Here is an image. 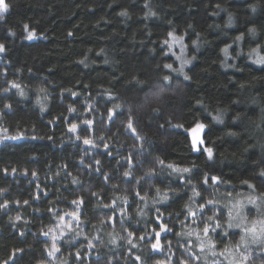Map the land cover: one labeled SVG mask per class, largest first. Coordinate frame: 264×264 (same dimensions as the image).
Wrapping results in <instances>:
<instances>
[{
    "label": "trees",
    "instance_id": "16d2710c",
    "mask_svg": "<svg viewBox=\"0 0 264 264\" xmlns=\"http://www.w3.org/2000/svg\"><path fill=\"white\" fill-rule=\"evenodd\" d=\"M6 2L10 9L0 21V43L6 45V52L0 53V137L23 132L24 138L0 142V190H4L0 204H8L0 208V264L17 249L24 252L16 256L15 264H158L167 258L179 264V259H188L187 241L195 242L194 237L179 234L198 227L191 218L185 221L186 206H193L192 185L205 199L218 201L221 224L227 219L224 205L264 195V64L256 63L258 56H264V0ZM125 10L128 14L120 15ZM149 12L155 15H146ZM25 25L35 30L37 39L25 38ZM253 28L254 34L249 31ZM169 32L183 37L190 61L183 72L173 71L181 61L163 43L171 39ZM168 64L173 69L166 68ZM165 76L170 77L167 85ZM12 83L20 84L25 95L14 88L5 92ZM109 94L118 99L110 101ZM115 103L121 105L120 114L109 123L106 116ZM69 107L76 111L69 113ZM128 109L143 137L142 149L136 147L141 141L125 131ZM88 119L94 121L91 137L81 123ZM199 122L206 126L203 140L213 149L211 160L205 153L190 151L188 130ZM71 123L80 125L78 133L68 131ZM77 134L82 139L77 140ZM99 136L105 137L97 141L99 147L82 142L84 137ZM105 142L109 149L103 147ZM96 160L100 172L95 171ZM160 160L193 168L192 183L185 185L189 174L162 168ZM152 169L156 175L146 176ZM125 171L133 175L125 177ZM206 174L225 183L202 185ZM157 188L168 193L167 200H161ZM136 192L147 197V206ZM80 198L84 203L77 221L65 214L77 210L72 201ZM153 198L160 202L153 205ZM114 199L123 216L117 210L113 222L109 220L113 209L105 205ZM203 202L197 197L195 204ZM156 209L171 229L161 234L163 251L151 248L152 230L159 231ZM246 213L256 216L250 206ZM210 215L212 211L206 210L205 217ZM59 216L65 217L63 225ZM67 224L75 232H69ZM58 226L64 227V236L57 241L60 251L50 257L51 234L41 233L51 229L60 237ZM227 231V238L221 229L211 234L217 250L239 240V229ZM89 242L95 247L89 249ZM193 251L199 254L198 248ZM254 255L253 264H264L259 251Z\"/></svg>",
    "mask_w": 264,
    "mask_h": 264
},
{
    "label": "snow or ice",
    "instance_id": "6c2138e0",
    "mask_svg": "<svg viewBox=\"0 0 264 264\" xmlns=\"http://www.w3.org/2000/svg\"><path fill=\"white\" fill-rule=\"evenodd\" d=\"M219 8V5H217ZM10 9V5L6 2V0H0V21L5 19V14L8 13ZM252 11L255 12V7L252 8ZM127 11H123L120 13V15H127ZM146 15H155V13H146ZM228 23H232V16L229 14V20ZM25 30L28 31V35L25 37L28 40L37 39V33L35 30H29V26H24ZM251 33L254 34L255 29H249ZM11 35H15V33H10ZM69 35H72V33H69ZM168 36L171 39H166L163 41L165 45L168 46L169 51H173L174 45L179 44L180 45V56H177V60H180V67L178 69H173V66L171 64L165 65L166 68L173 69V71L177 72H183L184 65L187 63H190L189 60L183 59V53L185 49V45L183 44V37H177L174 33L169 32ZM242 39V37H237V40ZM103 51V50H101ZM227 47L224 49L225 54L227 55ZM6 52V45L4 43H0V53ZM107 62V61H105ZM81 63H84V61H81ZM256 63L258 64H264V56H258L256 59ZM231 66V65H228ZM185 79H190L189 77L185 76ZM138 82V81H137ZM163 82L165 85L170 83V77L165 76L163 77ZM18 90V93L20 96H24L25 92L20 84L18 83H12L9 88L4 89L5 92H10L12 89ZM164 88L162 87L160 89V92H163ZM41 92H45V89H40ZM71 95L76 96V92H71V90H68ZM156 95H159L160 93H155ZM118 97H112L111 94H109V100L115 101ZM11 104H5L4 108L11 109ZM121 108V105L119 103H115L114 107L108 110V114L106 116V120L109 123H113L115 118H118L119 110ZM92 108L89 106V111H91ZM69 113H73L76 111L75 108L69 107L68 109ZM129 112V118L127 123L124 125L125 131L130 132L138 141H141L136 147H139L140 149L143 148V137L139 135L137 132V129L134 127L133 117L131 116V109L127 110ZM215 119L217 121H221L220 116H216ZM222 122V121H221ZM83 125L86 126L84 129L85 131L89 132V137L92 136L93 133V123L94 121L91 119L83 120L81 121ZM172 127H183V125H171ZM205 125L203 123H196L195 127L191 129V138H190V151L197 152V153H205L207 155V158L211 160L213 158V149L206 147L204 144V140L202 136L200 135L204 129ZM80 128V125L77 123H71L69 125L68 131L71 133H78V130ZM6 132L7 130L4 129ZM84 137L82 142L85 145H91L93 147H99L100 145L97 143V141H104V136H99L95 138H89ZM24 138V133H18L15 136H8L4 135L0 137V142H3L4 140L12 139V140H18ZM35 138V137H33ZM51 139V137H49ZM76 139L80 140L82 139L80 135H76ZM103 147L105 149H109L108 143H103ZM110 154V153H108ZM128 161V167H132V159L131 156L126 158ZM97 167L95 168L96 172H100V168L98 167L100 165V161L96 160L94 162ZM158 164L162 168H167L171 172L176 173L178 175L180 174H189L188 178L185 180V185H190L192 183L191 181V173L193 172V168H179L175 167L172 164H165L163 160L158 161ZM66 167V166H65ZM89 168H92V165H88ZM5 173H7L9 170L7 168L3 169ZM12 173L16 172V169L13 168ZM33 177H36L38 174L33 171L31 173ZM104 179L108 180L109 177L107 174H103ZM125 177H131L133 174L131 171H125L123 173ZM148 177H153L156 175L155 169L150 170L145 174ZM262 176H264V173H261ZM143 179V178H140ZM209 181H211V185H209ZM73 183H79V181L76 178H73ZM137 183H139V179L137 180ZM225 181H223L219 176H210V175H204L203 180L201 181L202 185L205 186H219L224 184ZM245 183H247L245 181ZM248 187L255 190V186L249 184ZM4 191V190H0ZM192 195L189 197V199L192 201V205L195 207L196 210H193V206H186L187 207V213L185 214V221L189 220L191 218V221L195 224H197V228H192L186 232H182L179 235L187 236L189 238L194 237L195 242L193 243L190 239L187 241L189 247H187L185 250L188 254V259H179V264H193V262H199L203 261L204 264H208L209 258H211V264H253V261L256 259V256L254 255L255 252L259 251L260 253V259L264 261V195L262 196H248L242 200H236L235 203H229L227 205H224V208L227 209V219L224 224L220 223V219L223 217L220 216L221 208L218 206V201L215 199H205L203 196H201V193L197 191L196 186L192 185ZM157 195L161 197V200H167L168 199V193L164 192L161 193V190L159 188L156 189ZM47 195V193H44ZM93 196H98V193H91ZM135 195L141 199L145 203V206L148 204V199L146 196L141 197L139 192H136ZM173 195H176V193L173 191ZM231 196V194H228ZM199 197L201 200H204L203 203H200L199 205L195 204L196 198ZM38 198V196H37ZM123 201V203H127V199L124 197L119 198ZM153 205L155 203H158L160 201L156 200L155 198L151 201ZM15 203L19 204L20 201H15ZM24 204H27L28 201H23ZM84 203L83 198H80L78 200H73L72 204L76 205L77 210L72 213H66L65 215H70L75 220H79V208ZM8 206L7 202L4 204H0V208H6ZM249 206H252V208L256 211V216L253 218H249V216L246 213V209H248ZM105 207H109L113 209V215L109 217V220L115 221V212L117 210L121 211V214L123 216V211L120 205L117 204V200H112L111 204L105 205ZM212 211V215L205 217V212ZM158 215L155 217L157 221H159V224L157 227L159 228V231H156L153 229L154 232V240L155 242L151 244V248L156 251H163L164 246L160 242V237L162 233L170 232L171 229L168 227L167 224L163 222V213H159V209H156ZM142 212V210H141ZM143 214V213H142ZM11 219V218H10ZM59 221L61 222V225H63L64 216H59ZM16 221H22V217L16 216ZM106 221H102L104 223ZM182 227L184 226V222H181ZM199 225H203L202 227H199ZM64 227H67V230L69 232H75V229L71 224H67ZM64 227L58 226L55 231L60 232V237H57L53 230H49L48 232H42L41 234L44 236H49L51 234V248L48 251V255L50 257H55L56 253L60 251L59 247H57V241L58 239H62L64 236ZM78 227V225H77ZM217 229H221L223 231V235L225 238L228 237V231L229 229H239V240L234 245H225L222 247L221 250H217V245L213 243L212 241V235L216 234ZM23 235V233H21ZM75 235H80V233H75ZM132 233L128 234V237H131ZM140 240L146 239L145 236H140ZM117 241L114 238L112 240V243L115 244ZM128 243L131 244L132 241L129 238ZM170 245V242H168ZM135 247V245H132ZM95 245H93L91 242L88 244V248H94ZM193 248L199 249V254L193 251ZM24 252V249H17L14 252L11 253L9 260L15 264L16 256L19 253ZM75 255L78 257L80 254L79 252H76ZM9 260H5L2 262V264H9ZM136 261H141L140 256L135 257ZM141 264L143 262L141 261ZM158 264H171V259L167 258L164 261L158 262Z\"/></svg>",
    "mask_w": 264,
    "mask_h": 264
},
{
    "label": "rangeland",
    "instance_id": "374dc122",
    "mask_svg": "<svg viewBox=\"0 0 264 264\" xmlns=\"http://www.w3.org/2000/svg\"><path fill=\"white\" fill-rule=\"evenodd\" d=\"M173 49H175V50H173V52L176 54V55H178V56H180L181 55V53H180V45L179 44H177V45H174V47H173ZM186 49V48H185ZM185 49H184V53H183V59H186V60H188V58L186 57V52H185ZM199 123H202V122H199ZM195 127V126H194ZM193 128V127H192ZM191 128V129H192ZM191 129H189L188 130V132L190 133V135H191ZM205 130V129H204ZM203 133H204V131L200 134L201 136H202V138H203ZM240 200H242V199H240ZM251 208H252V206H250ZM254 208H252V210H253Z\"/></svg>",
    "mask_w": 264,
    "mask_h": 264
}]
</instances>
